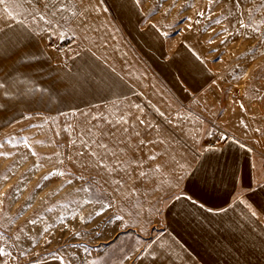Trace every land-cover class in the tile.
Listing matches in <instances>:
<instances>
[{"label": "crops", "instance_id": "obj_1", "mask_svg": "<svg viewBox=\"0 0 264 264\" xmlns=\"http://www.w3.org/2000/svg\"><path fill=\"white\" fill-rule=\"evenodd\" d=\"M9 2L16 6L15 19L0 11V27L9 36L13 32L24 33L29 39L0 52V80L6 79L7 72L15 71L16 81L11 95H0V133H76L78 122L85 119L82 113L108 115L125 111L131 114L133 123L140 116L160 129L145 135L144 127L137 123L144 139L166 140L164 144L142 148L138 153L141 157L146 158L151 152H170L177 159H191L194 152L212 149L203 157H212L224 182L218 183L216 190L209 185L203 192V198L210 203L224 204L232 191L233 171L250 179L254 188L258 182L264 184V93H244L242 100L233 101L227 94L228 79H221L220 75L217 78L210 62L203 58L207 71L178 76L173 60L183 62L189 55L185 45L194 49L187 43L176 44L171 35L155 34L156 29L150 25L161 28L151 1L141 0L139 10L129 4L122 12H101L94 17L93 27L99 31L90 34L91 42L67 25L63 28L67 34L64 38H58L54 30L51 36L43 31L48 25L39 15L48 13L52 18L53 0ZM21 20L23 24L19 23ZM59 44H65V49H60ZM88 48L91 52L86 51ZM15 49H30L32 55L17 59L19 52L12 55ZM25 63L32 65V70L24 68ZM78 73L115 81L119 87L99 94L66 88L68 76ZM36 88L47 90L35 91ZM113 103L118 107L114 108ZM132 105H140L143 111ZM20 121H26L27 126L20 128ZM217 129L229 136L210 147L207 139ZM140 138L133 136L132 143ZM128 155L137 153L129 150ZM200 187L204 185L201 183ZM236 187L239 189V179ZM251 198L264 203V190L256 191ZM160 208L158 229L162 230L158 232L159 243L154 245V255L160 259L154 261L153 255L145 252L136 264H228V260L230 264H264V216L253 218L243 205L218 214L195 207L185 213L179 205L171 211L163 204Z\"/></svg>", "mask_w": 264, "mask_h": 264}, {"label": "rangeland", "instance_id": "obj_2", "mask_svg": "<svg viewBox=\"0 0 264 264\" xmlns=\"http://www.w3.org/2000/svg\"><path fill=\"white\" fill-rule=\"evenodd\" d=\"M148 1L158 11V25L171 35L176 44H189L197 54L210 62L217 78L220 75L221 79H228L227 94L233 101L242 100L244 93H264V8L252 12L250 16L248 12V9L257 7L264 0H244L241 8L235 7L234 0L212 3L210 0ZM166 11L169 12L167 16ZM201 11L205 13L202 18L197 15ZM216 19L221 23H215ZM241 22L246 27H242ZM210 39L214 42L209 43ZM234 79L239 81L233 82ZM26 126V121H20V128ZM214 132L220 137L229 136L219 129L211 135ZM0 134V143L4 145L0 152L8 154L7 158L0 156V246L5 242L12 245L17 234L23 237L27 233L31 237L9 249L15 257H19L18 261L10 260L9 264H29L30 261L34 264H60L56 259V250L62 246L66 253L62 251L60 255L75 254L82 257L87 255L83 250L88 248L91 254L89 259L98 257L101 262L107 260L108 264H114L115 257H109L117 253L118 249L127 251L135 246L141 236L143 240L158 237V232L162 230L158 229V214L152 211L149 204V201L155 202V197L139 198L142 204L139 216L135 215L133 205H125L123 224L126 227L123 228L121 222H109L110 217L120 214L115 208L96 216L95 213L100 209L98 204L78 206V201L93 195L92 192L76 191L82 187H92L97 190V195L104 193L107 199H116L113 191L115 185L105 183L107 173L93 168L90 157L77 155L83 150L82 147L71 145L72 140H77L79 144L78 132L6 131ZM25 138L37 153L36 156L30 154ZM64 140L66 142H62ZM61 159L62 164L59 163ZM55 169L63 170L67 175L43 179ZM81 174L85 176L84 180L78 179ZM68 179H72L73 183L68 184ZM3 194H7V198ZM73 215H76L75 220L72 219ZM61 216L65 218L67 228L65 223H61ZM81 216L89 223H82ZM32 218L37 220L36 225L28 223ZM141 225L148 227L147 234L143 233ZM45 227H49L48 233H43ZM96 231L100 233L99 236ZM74 232L90 234L78 239L73 235ZM45 240H51V243L45 244ZM108 244L111 247H107ZM21 247L26 250L24 256H19ZM140 256V252H137L125 264H136ZM227 263L230 264V261ZM74 264H82L81 259H76ZM212 264H218V261Z\"/></svg>", "mask_w": 264, "mask_h": 264}, {"label": "snow or ice", "instance_id": "obj_3", "mask_svg": "<svg viewBox=\"0 0 264 264\" xmlns=\"http://www.w3.org/2000/svg\"><path fill=\"white\" fill-rule=\"evenodd\" d=\"M212 2H219V0H210V3ZM234 3L236 8H241L244 4V0H234ZM129 4L139 10L141 0H53L54 11L51 12L52 18H49L48 13H41L39 19L43 21L44 24L48 25V28H45L43 31L47 32L49 36L52 35V31L54 30L58 38H64L67 34L63 31V28L67 25L73 33L80 32L83 34L84 40L91 42L92 36L90 34L99 31L98 28L93 27L94 17H99L101 12L109 15L113 12H122ZM14 7L16 6L11 4L9 0H0V11H2L5 16L12 19H15L13 15ZM47 7L48 5L45 4V8ZM229 8L231 10V5H229ZM261 8H264V3L248 9L249 16L252 12L258 11ZM209 12L211 13V9H209ZM168 14L169 12L166 11L165 16ZM239 14L243 15V12ZM197 15L202 18L205 13L201 11L198 12ZM19 23L23 24V20L19 21ZM215 23L219 24L221 21L216 19ZM241 26L246 27L243 22H241ZM150 27L156 29L155 34L157 36L163 37L168 35L166 31L157 29L155 24L150 25ZM224 31H227V29H224ZM25 39H29V37L24 33L17 34L13 32V34L9 36L8 31L0 27V52L8 48H14L16 44H19ZM208 42L213 43L214 41L210 39ZM185 50L189 55L184 58L183 62L173 60V63L176 65V73L178 76L183 78L185 74L193 76L194 73L207 71L204 67L206 62L199 54L190 49L187 45H185ZM86 51L91 52V48L86 49ZM17 52L20 53L17 59H25L32 55L30 49L28 51L15 49L12 55H16ZM92 55L95 56V53H92ZM84 63L87 64L88 61L85 60ZM39 66L42 67V65ZM23 67L32 70V65L30 64L25 63ZM0 71H3L2 64H0ZM16 71H18V69ZM14 76L15 71L7 72L6 79L0 80V90H2L0 91V95H11L13 93V86L16 83L13 79ZM9 80L12 82L8 83ZM64 86L73 90L79 88L86 92L96 94L111 91L119 87L115 81L108 82L103 79L97 80L94 76L82 75L79 73L75 76L69 75L67 83ZM34 90L46 91L47 89L36 88ZM193 90L195 91V89ZM0 107H2V105H0ZM113 107L117 108L118 106L113 103ZM131 107H135L141 112L143 111L140 105H132ZM82 115L85 116V119L82 122H78L77 125L79 144L77 140H72L71 145L73 147H82L83 150L79 151L77 155L80 157H90L91 166L93 168L103 170L107 173L108 178L105 179V183L115 185L113 191L115 192L116 199L113 200L107 199L104 193H99L97 195V190L92 187H82L76 190L77 192L93 193L92 196H85L82 201H78L77 203L80 207L98 204L100 209L95 213L96 216H101L108 209L115 208L120 214L110 217L109 222H121L122 228L126 227V225L123 224L125 220V215L123 214L124 206L127 204L133 205L135 215L139 216L140 208L142 207L139 198L142 196L155 197V202L149 201V204L152 211L157 214L162 211L160 208L161 204L169 208L170 211L172 208L179 205L181 211L185 213H187L188 208L195 207L213 214L227 213L234 205H243L253 218L264 216V203L251 198L256 191L264 190V184L258 182L257 187L254 188L251 180H246L243 174L237 171L230 173L232 191L228 194V198L224 201L223 205L212 204L207 199L203 198V192L209 185H211L213 190H216L217 184H222L224 182L223 177L220 175L219 168L213 165L212 157H203L204 152L212 151V149L205 148L203 152H194L191 159L187 156H182L180 159H177L176 156L170 152H151L145 159L138 155L142 148H147L149 145L166 143V140L163 139L146 140L141 136V131L137 130V123L144 127L145 135H149L153 129L157 132L160 131V129L154 126L150 121H145L140 116H136L135 119L137 123H133L131 114L125 111L109 113L108 115H104L103 113L100 115L82 113ZM161 115H163V113H161ZM89 116H91V119H88ZM113 116H115V118H112ZM101 121L103 123H100ZM257 131H259V129H257ZM133 136L141 137L136 144L132 143ZM218 140L224 141L226 138L221 136ZM25 145L29 147L32 156L37 155V153L31 149L30 145H28L27 138H25ZM3 147V143H0V148ZM129 150L136 152L137 155L134 157L129 156ZM216 151H219V149H216ZM7 155V153L0 152V156L7 158ZM56 155L57 157L59 156V154ZM24 159L26 160L27 156H25ZM47 159L51 160L52 157H48ZM193 161H196L195 166ZM59 163L62 164L63 160H59ZM40 166L42 165H34V167ZM85 167H88V165H85ZM65 175H67L65 171L55 169L44 176L43 179L48 180L50 176L63 177ZM117 176H119V178H116ZM6 179L7 177H5V180ZM78 179L84 180L85 176L81 174ZM237 179H239V189L236 187ZM67 183L72 184V179H68ZM201 183L204 185V188L200 187ZM3 195L7 198V194ZM169 201H171V207H169ZM72 219L75 220L76 215H73ZM80 219L84 224L89 223V221L85 220L82 216ZM60 221L61 223H65V218L61 216ZM150 222L149 220L148 223ZM28 223L36 225L37 220L32 218ZM65 227L67 228L66 223ZM140 227H142L143 233H148L149 229L147 226L141 225ZM49 230V227H45L42 231L43 233H48ZM20 231H23V229H20ZM89 234V232L73 233L78 239ZM124 234L127 235V233ZM96 235L99 236L100 233L96 231ZM30 239L31 237L27 233H25L23 237L17 234L15 235L12 245H8L5 242L4 245L0 246V264H9L10 260L18 261L19 257H15L13 251L9 249L19 246L22 240ZM117 239H119V237H117ZM114 242L115 241H113V243ZM50 243L51 240H45V244ZM158 243V237L143 240L141 236L136 240L135 246L130 247L127 251H124L122 248L118 249L117 253H112L109 259L115 257L114 264H125V262L131 260L132 256L137 252H140L141 256H143L145 252H148L149 255H153L155 261L160 259V257L154 255V245ZM107 247H111V244H108ZM160 247H163V245L160 244ZM141 248H143V251H141ZM62 251L66 253V249L63 248V246L56 250V259L60 264H74V261L78 258L81 259L82 264H108L107 260L101 262L98 257L89 259L88 257L91 254L88 248L83 250L87 255L82 257H77L75 254L71 256L60 255L59 253ZM25 253L26 250L21 247L19 256H24ZM160 255L163 256L164 253L161 252ZM29 264H34V262L30 261Z\"/></svg>", "mask_w": 264, "mask_h": 264}, {"label": "built area", "instance_id": "obj_4", "mask_svg": "<svg viewBox=\"0 0 264 264\" xmlns=\"http://www.w3.org/2000/svg\"><path fill=\"white\" fill-rule=\"evenodd\" d=\"M58 47L60 49H65L66 46H65V44H59ZM219 137H220L219 134L217 132H214L209 138V145L211 147L216 146L217 143L220 141V140H218Z\"/></svg>", "mask_w": 264, "mask_h": 264}]
</instances>
